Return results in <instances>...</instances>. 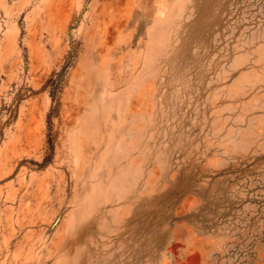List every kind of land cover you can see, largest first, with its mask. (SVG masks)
Masks as SVG:
<instances>
[{"label": "rangeland", "instance_id": "1", "mask_svg": "<svg viewBox=\"0 0 264 264\" xmlns=\"http://www.w3.org/2000/svg\"><path fill=\"white\" fill-rule=\"evenodd\" d=\"M0 264H264V0H0Z\"/></svg>", "mask_w": 264, "mask_h": 264}, {"label": "trees", "instance_id": "2", "mask_svg": "<svg viewBox=\"0 0 264 264\" xmlns=\"http://www.w3.org/2000/svg\"><path fill=\"white\" fill-rule=\"evenodd\" d=\"M59 85H60V84H59V80H58L57 83L55 82V87H59ZM49 142H50V144H51V146H52V148H53V141H52L51 138H50V141H49ZM249 256L252 257V258H254V257H255V253L250 252V253H249Z\"/></svg>", "mask_w": 264, "mask_h": 264}]
</instances>
